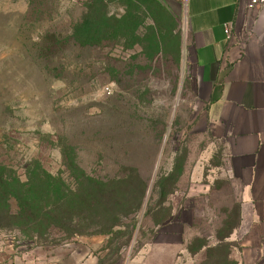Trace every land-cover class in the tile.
Returning <instances> with one entry per match:
<instances>
[{
	"label": "rangeland",
	"instance_id": "1",
	"mask_svg": "<svg viewBox=\"0 0 264 264\" xmlns=\"http://www.w3.org/2000/svg\"><path fill=\"white\" fill-rule=\"evenodd\" d=\"M187 41L159 0H0V173L19 178L0 264L74 240H97L100 264H264Z\"/></svg>",
	"mask_w": 264,
	"mask_h": 264
},
{
	"label": "crops",
	"instance_id": "2",
	"mask_svg": "<svg viewBox=\"0 0 264 264\" xmlns=\"http://www.w3.org/2000/svg\"><path fill=\"white\" fill-rule=\"evenodd\" d=\"M159 1L184 26L203 120L224 145L228 169L243 187L246 214L264 240V4ZM96 242L65 243L43 255L38 264H100ZM176 260V255L159 256L149 264ZM21 262L15 264H35L33 259Z\"/></svg>",
	"mask_w": 264,
	"mask_h": 264
},
{
	"label": "trees",
	"instance_id": "3",
	"mask_svg": "<svg viewBox=\"0 0 264 264\" xmlns=\"http://www.w3.org/2000/svg\"><path fill=\"white\" fill-rule=\"evenodd\" d=\"M102 20H106L105 14H104V16H100V18L98 20H96V22L94 23V27L99 26V23ZM89 31H90V29H89ZM74 38H75L76 42H80L81 44H84V45L90 44V43H95V41H94L95 39L93 40V38H91L89 35H88V37L83 38L82 40L79 39L78 36H74ZM43 174H45L47 177H49L52 180L51 183L48 185L49 189H51L49 192L50 196L54 195L56 200H58V201L61 200L62 197L65 195L64 191L63 190L61 191V186H60L63 179L60 177L54 176L52 174H49L45 171H42L41 173L39 172L38 177L41 179L42 177H44ZM16 181H19V178H17V177L12 178L11 176H9L5 172H4V174L0 173V197L2 199V203L3 202L7 203L11 196L15 195L16 197H18L19 192H18V189L14 183ZM96 185H97L95 187L96 189H93V187H91L90 189L87 190V197L90 198L91 200H93V198L95 196L92 190L97 191V193H99L101 195L100 198H103L104 194L106 192V190H105L106 184L105 183L102 185H99V183H97ZM60 193H62L61 196H59ZM69 195H70V193L67 194L68 198H69ZM39 207H41V206H39Z\"/></svg>",
	"mask_w": 264,
	"mask_h": 264
},
{
	"label": "built area",
	"instance_id": "4",
	"mask_svg": "<svg viewBox=\"0 0 264 264\" xmlns=\"http://www.w3.org/2000/svg\"><path fill=\"white\" fill-rule=\"evenodd\" d=\"M251 6H256V5H263L264 0H249Z\"/></svg>",
	"mask_w": 264,
	"mask_h": 264
}]
</instances>
